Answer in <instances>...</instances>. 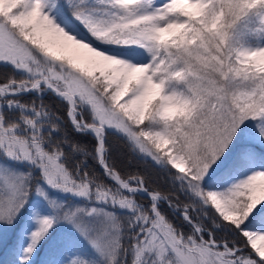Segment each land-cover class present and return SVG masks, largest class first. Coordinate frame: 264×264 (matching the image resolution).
Returning <instances> with one entry per match:
<instances>
[{"label": "snow or ice", "instance_id": "snow-or-ice-1", "mask_svg": "<svg viewBox=\"0 0 264 264\" xmlns=\"http://www.w3.org/2000/svg\"><path fill=\"white\" fill-rule=\"evenodd\" d=\"M0 65L7 264H264V0H0Z\"/></svg>", "mask_w": 264, "mask_h": 264}, {"label": "rangeland", "instance_id": "rangeland-1", "mask_svg": "<svg viewBox=\"0 0 264 264\" xmlns=\"http://www.w3.org/2000/svg\"><path fill=\"white\" fill-rule=\"evenodd\" d=\"M19 233L13 235L11 232L0 231V264H7L11 259V252ZM39 261V258H37ZM40 264V261H39Z\"/></svg>", "mask_w": 264, "mask_h": 264}, {"label": "trees", "instance_id": "trees-1", "mask_svg": "<svg viewBox=\"0 0 264 264\" xmlns=\"http://www.w3.org/2000/svg\"><path fill=\"white\" fill-rule=\"evenodd\" d=\"M0 71H4V67L0 65ZM111 144L113 147V154L118 159L122 161L123 164L127 163V148L125 147L124 143L119 140L118 138H113L111 140ZM36 264H39V261H36Z\"/></svg>", "mask_w": 264, "mask_h": 264}]
</instances>
